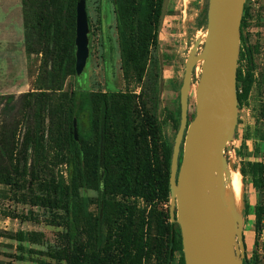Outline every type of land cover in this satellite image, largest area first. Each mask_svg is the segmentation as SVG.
<instances>
[{
	"label": "trees",
	"instance_id": "obj_1",
	"mask_svg": "<svg viewBox=\"0 0 264 264\" xmlns=\"http://www.w3.org/2000/svg\"><path fill=\"white\" fill-rule=\"evenodd\" d=\"M78 1L22 0L26 51L42 55L46 68L45 76L39 80L40 87L22 94L17 110L10 106L14 96H0V186L3 187L0 197L2 194L5 199L15 198L31 208L65 214L63 219L58 215L46 220L53 226L65 224L66 233L62 244L47 253L55 263L40 260L39 264H144L149 218H142L139 228L136 214L126 201L141 198L154 202L156 198L164 201L170 197L174 140L170 146L162 143L155 115H146L149 121L137 124L135 94L64 90L67 78L76 74ZM163 1L114 0L126 82L131 76L138 82L143 80L151 47L157 51L162 67L167 63L158 31ZM208 7L207 0L197 18L198 29L207 27ZM170 13L168 10L166 16ZM245 28L244 14L241 30ZM245 54L252 65L249 46H245ZM195 71L196 68L192 83ZM240 80L238 70L237 82ZM237 92L240 109L239 84ZM2 101H5L3 108ZM176 114L177 133L181 120L180 94ZM226 158L229 159L228 155ZM61 165L67 166V178L55 170ZM251 167L257 183V174L264 172V165L256 163ZM241 172L246 176L244 170ZM81 189L99 194L101 219L91 215L90 202L80 196ZM263 211L261 206H245V213L251 212L255 217L256 231L260 230ZM3 215L21 222L40 221L32 210L28 213L7 210ZM156 223L159 240L165 242L162 264H185L181 230L171 221L169 211H161ZM0 237L17 241L20 251L19 255L7 254L8 260L0 264H25L28 261L25 251L44 253L25 246L42 245L43 236L39 232L19 230L13 235L0 232ZM241 264H251L245 254Z\"/></svg>",
	"mask_w": 264,
	"mask_h": 264
},
{
	"label": "rangeland",
	"instance_id": "obj_2",
	"mask_svg": "<svg viewBox=\"0 0 264 264\" xmlns=\"http://www.w3.org/2000/svg\"><path fill=\"white\" fill-rule=\"evenodd\" d=\"M207 0H170L169 16L165 17L160 34V46L167 56L166 65L161 67L157 51L150 48L148 65L143 80L138 82L133 76L126 82L122 71L117 17L114 0H86L89 20V57L81 75L67 78L64 90L88 92H130L138 96L135 99V118L139 126L145 124L147 116L155 115L159 120L162 143L170 146L176 135L175 119L179 102L180 88L183 82L186 62L193 55L202 51V42L206 29L197 27V18ZM246 9V10H245ZM246 28L242 31L241 51L238 70L242 104L239 109L236 138L229 144L226 154L229 157L228 167L241 174L243 181V200L238 206L243 210L239 218L243 234V252L251 264H264V211L260 230L256 231L254 215L245 213V206H261L264 210V172L257 174V183L252 175L251 165H264V0H246L244 6ZM243 14V15H244ZM249 46L253 56L251 65L245 54ZM76 48V46H75ZM76 56V52H75ZM46 66L40 54H28L24 43L22 0H0V96H14L10 106L20 107L22 94L36 91L40 79L45 76ZM201 72V64H196L194 83L189 92V121L195 114V94ZM162 88V90H161ZM3 106L5 101H2ZM162 154L160 152V160ZM56 171L67 178V166L61 165ZM245 171L246 176L242 174ZM3 187L0 186V192ZM81 197L88 198L89 211L96 218H102V202L94 190L81 189ZM126 204L134 210L140 228L142 218H149V232L145 250L144 264H162L164 259L163 240H159L160 230L156 218L161 211L177 215V205L171 199L154 202L131 198ZM244 206V207H243ZM28 213L32 210L39 222H21L6 218L4 211ZM65 218L63 212L52 211L42 207H33L17 202L15 198L0 197V232L15 234L19 230L39 232L42 234V245L25 244L44 253H28L25 264H39L40 260L55 263L48 252L62 244L66 233L65 224L50 225L46 220L55 216ZM161 228V227H160ZM162 231V228H161ZM140 232L137 234L139 240ZM146 242V239L145 241ZM238 244V240L236 242ZM138 244V242H137ZM19 243L15 240L0 237V261L8 260L7 254L19 255ZM178 260V257H177Z\"/></svg>",
	"mask_w": 264,
	"mask_h": 264
},
{
	"label": "water",
	"instance_id": "obj_3",
	"mask_svg": "<svg viewBox=\"0 0 264 264\" xmlns=\"http://www.w3.org/2000/svg\"><path fill=\"white\" fill-rule=\"evenodd\" d=\"M169 2L163 1L159 32ZM208 2L206 37L201 43L204 47L186 62L180 88L181 120L174 139L169 180L177 215L173 212L170 215L181 230L185 264H241L242 226L236 227L239 219L229 222L218 201V188L225 182L229 161L225 151L235 139L238 124L237 72L246 0ZM89 32L86 0H79L75 39L77 75L83 73L89 57ZM200 60L195 116L189 121L190 86L193 70Z\"/></svg>",
	"mask_w": 264,
	"mask_h": 264
},
{
	"label": "bare ground",
	"instance_id": "obj_4",
	"mask_svg": "<svg viewBox=\"0 0 264 264\" xmlns=\"http://www.w3.org/2000/svg\"><path fill=\"white\" fill-rule=\"evenodd\" d=\"M201 62L202 60L199 61L200 64ZM224 180V184L218 188V201L227 214L229 222L234 223L242 216L243 212L238 206V202L243 200V181L241 174L230 167L225 169Z\"/></svg>",
	"mask_w": 264,
	"mask_h": 264
},
{
	"label": "flooded vegetation",
	"instance_id": "obj_5",
	"mask_svg": "<svg viewBox=\"0 0 264 264\" xmlns=\"http://www.w3.org/2000/svg\"><path fill=\"white\" fill-rule=\"evenodd\" d=\"M181 160V159H180Z\"/></svg>",
	"mask_w": 264,
	"mask_h": 264
}]
</instances>
